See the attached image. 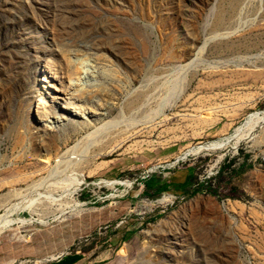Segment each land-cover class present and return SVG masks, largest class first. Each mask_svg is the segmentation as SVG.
Masks as SVG:
<instances>
[{"label": "rangeland", "instance_id": "obj_1", "mask_svg": "<svg viewBox=\"0 0 264 264\" xmlns=\"http://www.w3.org/2000/svg\"><path fill=\"white\" fill-rule=\"evenodd\" d=\"M0 264H264V0H0Z\"/></svg>", "mask_w": 264, "mask_h": 264}, {"label": "bare ground", "instance_id": "obj_2", "mask_svg": "<svg viewBox=\"0 0 264 264\" xmlns=\"http://www.w3.org/2000/svg\"><path fill=\"white\" fill-rule=\"evenodd\" d=\"M263 115V114H262ZM257 117V116H256ZM253 118V117H252ZM258 119V118H257ZM260 119V117H259ZM256 120V119H254ZM259 121V120H258ZM263 121V120H262ZM103 131V130H102ZM220 146V145H219ZM218 147V145H209L204 148V151H212L215 150ZM203 149V148H202ZM202 151V150H201ZM196 152V151H195ZM99 186V185H98ZM110 186V185H109Z\"/></svg>", "mask_w": 264, "mask_h": 264}]
</instances>
